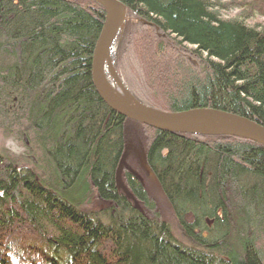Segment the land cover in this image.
<instances>
[{
	"label": "trees",
	"instance_id": "16d2710c",
	"mask_svg": "<svg viewBox=\"0 0 264 264\" xmlns=\"http://www.w3.org/2000/svg\"><path fill=\"white\" fill-rule=\"evenodd\" d=\"M123 1L124 35L135 19L137 26L147 21L153 57L184 63L185 51L198 62L183 72L167 64L163 77L153 71L157 86L176 90L157 100L163 108L135 91L139 100L163 111L220 109L264 126V23L247 20L264 16V0ZM232 6L244 8L241 19L222 17ZM105 16L89 0H0V107L33 145L24 165L31 168L22 172L0 153V264H264V146L164 132L112 111L91 76ZM133 123L146 132L150 173L191 246L167 234L134 170L124 182L141 209L117 187L114 170ZM83 204L111 205L109 226L90 229L72 207ZM112 216L125 221L115 232ZM9 218L32 231L6 235ZM55 232L60 237L50 238ZM26 233L36 238L31 246Z\"/></svg>",
	"mask_w": 264,
	"mask_h": 264
},
{
	"label": "water",
	"instance_id": "95a60500",
	"mask_svg": "<svg viewBox=\"0 0 264 264\" xmlns=\"http://www.w3.org/2000/svg\"><path fill=\"white\" fill-rule=\"evenodd\" d=\"M106 9V17L97 39L92 60V83L100 99L116 114L131 121L147 125L153 129L169 133L203 136H234L259 143L264 146V126L258 122L228 111L199 107L181 111H163L139 100L120 78L115 66L117 39L125 30L127 5L123 0H94ZM146 25H152L147 21ZM107 68L109 72H107ZM112 80L114 83L111 81ZM119 87L120 91L115 88ZM128 145L121 158L116 183L127 196L133 197L121 180L127 165ZM140 164L149 174L147 158L144 152L139 155ZM135 199V198H134ZM138 205V202L136 201Z\"/></svg>",
	"mask_w": 264,
	"mask_h": 264
},
{
	"label": "rangeland",
	"instance_id": "374dc122",
	"mask_svg": "<svg viewBox=\"0 0 264 264\" xmlns=\"http://www.w3.org/2000/svg\"><path fill=\"white\" fill-rule=\"evenodd\" d=\"M245 1L246 3L249 2V0H245ZM220 13L223 18L226 19L235 18L244 14V8L232 6L229 7L228 9L220 10ZM136 20L137 19H135L133 24L130 25L131 29L128 35L126 33L125 35L120 37L119 41L116 44L115 66L122 81L136 97H137L136 92L141 91V94L143 96H145L147 99L151 100L152 102H155L156 105L163 108L164 105L161 102H157V100H162V98L166 95L167 92L173 93L176 90L172 86L167 87L166 89H162L159 86H157V80H156L157 75L153 71L158 72L159 75L163 77L166 73L163 68L164 66H167V64H168V68H174V67L176 68L177 65L180 71L183 72V70H185V65H186L185 63L192 64L196 69V66L198 67V62L194 60L185 51L183 52L184 54H187V62L184 63L177 59L175 60L176 64L171 59H167V60L165 59V61L163 62V57L159 59L153 57V55L150 54V47L153 45L152 44L153 42H151L152 36L150 34V31L147 29L146 25L144 24L137 26ZM247 20L249 21L250 24L253 25L262 24L264 23V16L256 15L255 17L247 18ZM168 44H169L168 46H170L169 42ZM174 45L178 46V48H181L179 46V43H176ZM143 51H144V55H143ZM188 57H190V59ZM125 61L128 63L125 64ZM194 61L197 65H195ZM175 70H177V68ZM134 77L137 79V81H139L140 86L137 82L136 83L134 82ZM161 79L162 78L158 79L160 83L162 82ZM169 79L168 80L170 86L173 83L171 81V78ZM14 120H15L14 116H10L9 120L6 121L3 120L4 124L8 123L7 125L2 124V120H0V153L3 155H9L10 161L16 165L18 171L22 172L21 170H27L28 168L29 169L31 168V166H24V165L27 164V162H30L31 160V158L28 157V154L29 153L32 154L33 146H31L29 151L25 142L22 140L23 137H25V130L23 127H21V129L17 128V125ZM20 125L24 126L23 123H20ZM127 126L129 127L128 128L129 130L126 131V133H128L127 137L130 136L136 143L139 142L141 149H143L142 144H145L143 139L145 140L144 136H146V132H143V127L136 125L135 123L127 124ZM10 131H14V133H11ZM16 131L19 132L17 135H15ZM197 136H203V135H197ZM137 154L138 153H135L132 156L128 154L129 160H127V163H129L130 167L134 171H137L140 174H145L144 176L145 187L148 190V196L153 201L156 202L157 212H159L162 215V218L164 217L165 214H167L166 216L170 220L171 229L174 231V233L177 236L181 238L182 241L186 242L187 240V245H189L191 242H189V240L182 232V229L179 225L178 219L174 215V212L170 211L171 209L169 208L168 199L166 195L163 193L160 185L157 183L154 176L152 174L147 173L141 167L140 161L137 158ZM37 172H39V170H37ZM125 172L126 170H124L121 173V180H123ZM88 206H86L85 209L87 208L90 209L91 207H94L95 204H92L91 207L90 205ZM137 208L141 209V205H138ZM142 211L145 210L142 208ZM146 214L149 213L147 212Z\"/></svg>",
	"mask_w": 264,
	"mask_h": 264
},
{
	"label": "bare ground",
	"instance_id": "6f19581e",
	"mask_svg": "<svg viewBox=\"0 0 264 264\" xmlns=\"http://www.w3.org/2000/svg\"><path fill=\"white\" fill-rule=\"evenodd\" d=\"M89 1H91V2H93V3H95L97 6H99L101 9H103L104 10V12L106 13V9H105V7H103L100 3H98V2H96V1H94V0H89ZM128 8V7H127ZM127 12H128V10H127ZM106 17V16H105ZM105 22V21H104ZM148 26H153V25H148ZM103 27V26H102ZM157 30H159L158 28H157ZM125 31H126V28H125V30H124V32H123V34H122V36L124 35V33H125ZM100 35V34H99ZM121 36V37H122ZM120 39V38H119ZM116 41H119L118 39L116 40ZM145 47V46H144ZM95 48V47H94ZM147 48V47H146ZM146 50V49H145ZM144 50V51H145ZM92 59V58H91ZM107 72H109V69L107 68ZM113 78H112V76H111V81H112V83H114V81L112 80ZM93 84V83H92ZM93 87H94V85H93ZM115 88H117L119 91H120V88L119 87H115ZM94 89H95V87H94ZM95 91H96V89H95ZM96 93H97V91H96ZM97 95H98V93H97ZM99 96V95H98ZM10 109L11 110H13L12 109V107H10ZM9 109V110H10ZM11 114H12V112L10 113V115H9V117L11 116ZM9 117H7V116H4V110L3 109H1V107H0V120H2V124H4L3 123V119H7V118H9ZM4 125H7V123H5ZM19 131V130H18ZM18 131H16L15 132V135H17L19 132ZM11 133H14V131H10ZM127 134L128 133H126V135H125V138H126V136H127ZM130 135V134H129ZM145 138H147V136H144ZM137 139V138H136ZM24 142H25V144H26V146H27V148L28 149H30L31 148V146H33V145H31L28 141H27V138H26V132H25V137H23V139H22ZM126 145H127V143H126ZM143 145V144H142ZM126 147V146H125ZM128 147H129V153L130 154H135V153H138L139 151H140V149H141V147H140V144H139V142L138 143H136L130 136H128ZM143 149H146V147L143 145ZM121 156H123V155H121ZM119 163H120V160H119ZM145 168H150V167H145ZM117 169H118V164L115 166V170H114V177H115V182H116V177H117ZM135 174L137 175V176H139V177H141L142 178V180H144V176H145V174H140L139 172H137V171H135ZM117 184V183H116ZM118 187V186H117ZM121 190V189H120ZM163 191V190H162ZM131 192V191H130ZM132 193V192H131ZM164 193V192H163ZM133 194V193H132ZM165 194V193H164ZM96 195H97V200H100V201H104L103 200V198H102V196H100V194H97L96 193ZM134 195V194H133ZM128 199H130L132 202H133V204H134V206L136 205V199H134L135 198V196H134V198L133 197H130V196H126ZM93 201H95V199L93 200ZM92 201V202H93ZM154 203H155V212L156 213H158L159 214V216H160V219H162L160 222H161V224L162 225H165V223L168 225V227H170V220H169V218H167V214H165L164 215V217L162 218V215L159 213V212H157V210H156V202L154 201ZM168 205H169V208L171 209L170 211H173L174 212V210H175V207H174V205H173V203L171 202V201H168ZM72 206V205H71ZM86 206H88V204H86V205H82V206H78V207H76L75 205L74 206H72L73 207V209L76 211V213L78 214V215H81V217L83 218V219H87V221H86V223H89V227H90V229H93V231H97L98 230V228L99 227H102V226H104L105 227V224L106 225H108L109 226V224L110 223H108L109 221H108V219H107V217H106V215H105V212L107 211V208L109 207V209L111 208V205H109L108 204V207L106 206L104 209H101V211H97V210H90V209H85V207ZM137 206V205H136ZM89 207V206H88ZM117 211H119L118 209L115 211V212H117ZM140 211H142V210H140ZM145 211H146V209H145ZM147 212V211H146ZM174 215H175V217L176 218H178L177 216H176V214H175V212H174ZM118 217V216H117ZM117 217H115V216H112V220H114L115 222H114V229H113V231L115 232V230L117 229V228H119L120 226H122V223H124L125 221L122 219V217H120L119 216V218L120 219H118ZM9 222L11 223V226L10 227H8V229L6 230L7 232H6V235H14V234H18L19 232V230H20V228H24V230L25 231H27V232H31L32 231V226H31V224L30 225H27V226H25V227H23L25 224H19V225H16V223L14 222L13 223V220L11 219V218H9ZM23 225V226H22ZM70 225V224H69ZM180 225V224H179ZM13 226H14V228H13ZM71 226V225H70ZM75 227H77L78 228V226H75ZM171 228V227H170ZM67 229L69 230V228L67 227ZM71 231H72V233H73V229H70ZM172 230V229H171ZM168 233V235L169 236H173V237H175L179 242H181V243H183V244H185V245H187V240H186V242H184V241H182L181 240V238L179 237V236H177L175 233H174V231L172 230V233L170 232L169 233V231H167ZM183 232V231H182ZM89 236H93L92 234H89ZM22 237L24 238V241L25 242H27V243H30L29 244V246H31L32 245V241L33 240H35L36 238H34L33 240H32V237L30 236V233H26L25 235H22ZM49 237L50 238H52V239H57V237H60L59 236V234L58 233H52V234H49ZM187 238V237H186ZM166 241L169 243V244H167L168 246V249L169 250H171V251H175V250H173L172 248L173 247H175L174 246V244H172L170 241H168V240H164V242L166 243ZM190 246H191V244H189ZM188 245V246H189ZM49 246V245H48ZM48 248H50V249H52L50 246L48 247ZM187 249H191V247H188ZM53 250V249H52Z\"/></svg>",
	"mask_w": 264,
	"mask_h": 264
}]
</instances>
